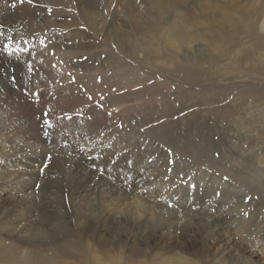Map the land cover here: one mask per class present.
I'll use <instances>...</instances> for the list:
<instances>
[{
    "label": "rangeland",
    "instance_id": "obj_1",
    "mask_svg": "<svg viewBox=\"0 0 264 264\" xmlns=\"http://www.w3.org/2000/svg\"><path fill=\"white\" fill-rule=\"evenodd\" d=\"M236 1L0 0V249L16 264L55 249L101 264H264V0H243L250 12L231 11L228 28ZM170 30L186 35L177 54L160 41ZM6 43L32 45L37 72ZM12 76L26 79L6 89ZM200 126L211 153L189 132ZM151 208L162 218L144 229Z\"/></svg>",
    "mask_w": 264,
    "mask_h": 264
},
{
    "label": "bare ground",
    "instance_id": "obj_2",
    "mask_svg": "<svg viewBox=\"0 0 264 264\" xmlns=\"http://www.w3.org/2000/svg\"><path fill=\"white\" fill-rule=\"evenodd\" d=\"M169 1H172V0H169ZM184 1V0H183ZM189 0H187V2H188ZM251 1V0H250ZM253 1V0H252ZM259 1H261V0H259ZM256 2V1H255ZM262 2V1H261ZM247 3V2H246ZM243 0H237L236 1V3L234 4V7H232V8H230V9H228V12H227V14L225 15V12H224V16L225 17H222L224 20H225V18H226V22H227V24H228V28H235V27H237V25H238V20H236L235 18H233L232 16H231V11H233V10H235V11H238V12H240L241 10H245V11H247V12H250L249 10H251V8L249 9V5H247ZM173 4H175V3H173ZM249 4V3H248ZM176 5V4H175ZM254 6V5H253ZM253 9V8H252ZM176 11L178 10V9H175ZM258 10V9H257ZM260 10H261V8H260ZM263 10V9H262ZM261 10V11H262ZM164 11V10H163ZM160 12V11H159ZM95 13H94V15H93V21H95ZM10 20V19H9ZM154 20V19H153ZM153 22V21H152ZM8 24H10V23H8ZM163 29V28H162ZM260 29V28H259ZM160 31V30H159ZM257 31H258V29H257ZM174 31H171L170 30V32H167V34H164V36L162 35V37L160 38L161 40L160 41H162L163 42V47H164V49L165 50H167V51H170V52H173V53H175V54H177L178 53V51L175 49V44H176V42L177 43H179V42H181V43H183V44H186L187 43V40H186V35L184 34L182 37H181V35H179V37L178 36H176V33L174 32ZM257 34L259 35L258 36V43H259V45H260V48L261 49H264V35H262V34H260L259 32H257ZM13 38V37H12ZM11 38V39H12ZM170 38V39H169ZM219 40H220V42H224V39L223 38H219ZM218 40V41H219ZM172 41H173V43H172ZM159 44V43H158ZM148 48V47H147ZM152 49V48H151ZM223 55V54H222ZM223 56H225V58L224 59H227V62H228V60L231 62V64H232V66L235 68V70L236 71H238V70H242V65H243V62L241 63L240 61H238V62H233V59H232V56H231V54L229 53V52H227V51H225L224 52V55ZM261 58H263V64H264V56L263 57H261ZM166 62V61H165ZM229 63V62H228ZM227 63V64H228ZM223 64H225L224 62H223ZM223 64H221V65H223ZM227 64H225V66L227 65ZM259 66H261V65H259ZM232 68V67H231ZM230 69V68H229ZM22 72V71H21ZM198 72V71H197ZM240 71H238L237 73H239ZM195 73H196V71H195ZM248 76H249V74H247ZM190 76V75H189ZM194 76V75H193ZM263 78H264V76H262ZM22 78H23V76H21V77H19L18 79H16V83L15 84H11V80H10V82L8 81V79L7 78H2L1 79V85H4V87L6 88V89H9L11 86H15L16 88H18L20 85H21V81H24L25 79H26V76H24V80H22ZM196 81V80H195ZM15 89V88H14ZM5 90V89H4ZM8 91V90H7ZM7 93V92H6ZM250 97V96H249ZM213 127V126H212ZM190 129H192V128H190ZM205 130H207V128L206 127H203V126H200V127H197V128H195V130L194 129H192L191 131H189V132H193L192 134H194V135H196V138H197V142L198 143H202V145H203V151H205V152H208V151H206L205 149H204V147H206V146H213V147H216L218 144H216L215 142H217V141H215V142H213L212 140H210V138H211V136H210V133H211V131H207V133H206V131ZM192 134H191V136H192ZM190 135V134H189ZM190 138V137H189ZM205 141H209L210 143H208L207 145H205L206 143H205ZM189 142V141H188ZM220 142V141H219ZM190 145V144H189ZM193 145V144H192ZM205 145V146H204ZM182 146H184V145H182ZM186 147V146H185ZM190 147V146H189ZM193 148H194V150H195V148H197V147H194V145L192 146ZM201 148V147H200ZM200 148H199V150H200ZM181 149H182V147H181ZM189 149H191V147L189 148ZM198 149V148H197ZM183 151V150H182ZM185 151V150H184ZM187 151V150H186ZM202 151V150H201ZM201 151H199V152H201ZM196 151H194V153H195ZM177 153V152H176ZM185 153V152H184ZM187 153V152H186ZM194 153L193 154H191V155H194ZM208 153H211V152H208ZM201 154H203V152L201 153ZM187 155V154H186ZM207 156V155H206ZM209 156V155H208ZM193 157V156H192ZM263 157H264V155H263ZM152 165L154 166V164L152 163ZM150 167H151V165H150ZM20 176V175H19ZM171 190V189H170ZM178 191V190H177ZM176 191V192H177ZM173 191L171 190L170 191V193H169V195L167 196L166 195V197H165V199H167V200H169V199H171L172 201H174V199L176 198L175 196H176V192H173ZM143 194V192L141 191V193H140V195H142ZM96 195V194H95ZM99 195H102V194H99ZM226 195H232V192H226ZM56 196V195H55ZM179 196V195H178ZM47 197V196H46ZM52 197V196H51ZM95 197H97V196H95ZM36 200V199H35ZM94 200V199H93ZM96 200V199H95ZM98 200V199H97ZM96 200V201H97ZM72 201H73V203L75 204V202H77L78 200H77V197H72ZM92 201V200H91ZM54 204V203H53ZM100 204V203H99ZM55 205V204H54ZM114 205L115 206H117V207H115L113 210L115 211V212H118V214H119V217H118V219L116 220L117 222L116 223H118L120 220H121V215H120V211H122L125 215H127V213H128V211L124 208V206H123V198L121 197V196H118L117 197V199H116V202H114ZM61 206V205H60ZM106 206V205H105ZM104 206V207H105ZM54 208V207H53ZM87 208V210L88 211H91L92 210V207H89V205L86 207ZM97 209V208H96ZM106 209L107 210H109V207H108V205L106 206ZM31 210V209H30ZM78 210V209H77ZM106 210V211H107ZM150 211L152 212L151 214H150V216H149V218H148V224L149 225H145V226H143L144 227V229H146L147 228V226H151L153 223H156V220L157 219H161L162 218V214L161 213H157V210H155V208H151L150 209ZM160 211V210H159ZM163 211H164V217L167 219V217L169 216V212L167 211V209L166 208H164L163 209ZM62 212V211H61ZM93 213V212H92ZM108 213V212H107ZM131 213H133L134 215L135 214H137L138 213V211L137 210H133ZM110 214V213H109ZM108 214V215H109ZM112 216V215H111ZM123 216V215H122ZM60 217H62V215L60 216ZM85 217V216H84ZM88 217V216H87ZM141 217H143V214L141 215ZM157 218V219H156ZM89 220H91L90 218H89ZM137 221V220H136ZM114 222V221H113ZM84 223V222H83ZM219 236V235H218ZM220 246V245H219ZM9 247H11V246H9ZM8 247V248H9ZM14 248V247H13ZM21 249V248H20ZM86 249V248H85ZM89 249V248H88ZM9 250H13V249H9ZM16 250V249H15ZM39 250V249H38ZM230 250V249H229ZM11 251L9 252L8 250H1L0 249V264H16V254L14 255L13 253H11ZM17 251V250H16ZM88 251V250H87ZM13 252V251H12ZM16 253V252H15ZM25 253V252H24ZM39 253H40V251H39ZM44 253V252H43ZM43 253H41V254H39V255H37V256H33V257H35V258H33V257H31V260H33V262H34V264H101L100 262H99V257L97 256V255H93L94 256V258L95 259H93V262L91 263V260H90V258L88 257V256H85V255H83L82 254V252L80 253V252H76V254H75V251H72V252H70L69 254H67V257L65 258L64 257V255L65 254H63V252L60 250V249H55L51 254H49L48 256H46V254L44 255ZM50 253V252H49ZM27 255V254H26ZM66 259H68V260H66ZM19 261V260H18ZM101 261V260H100ZM161 261H162V259H161ZM163 264H193V262L190 260L189 261V259H184L183 257H176V258H172V260H164L163 262H162ZM219 264H224L223 262H220Z\"/></svg>",
    "mask_w": 264,
    "mask_h": 264
},
{
    "label": "snow or ice",
    "instance_id": "obj_3",
    "mask_svg": "<svg viewBox=\"0 0 264 264\" xmlns=\"http://www.w3.org/2000/svg\"><path fill=\"white\" fill-rule=\"evenodd\" d=\"M40 46H41L42 48H47L48 45H47L46 40H45V41H41ZM32 48H33L32 45H29V46H27V47H25V48H23V49L20 48V47L12 48L11 43H6V44L3 46V54L6 55V56H8L9 58H13V57L19 56V54H20L21 52H27V53H30V55H31V59H29V60L27 61V65H26V67H27V71H28V73H29V74H33V73H36V72H37V68H36V67L33 65V63H32V59H34V58L36 57V53H35L34 51H32ZM40 62L42 63L43 61H40ZM11 71L14 72L15 69L12 68ZM11 82H12L13 84L16 83V77H15V76H12V78H11ZM25 95H31L32 97H34V99H33V103H37V104L39 103V97H40V91H39V90H36V91L30 93V92L28 91V89L25 88ZM89 99H91V97H89ZM98 107H102V105H98ZM109 116H111V113H109ZM68 118L70 119V117H68ZM55 127H56V125H55L54 122H53V118H52V113H51V111H46V112H44V113H43V128L46 129V130L44 131V133H43L44 136H45V137H48V136L51 134L52 130H54ZM120 127H123V126L120 125ZM64 147H68L67 142H65ZM80 150H81V151H84L83 148H81ZM101 158H102L101 155H97V156H94V157H90V159H93V160H99V159H101ZM49 159H50V157H49ZM170 163H171V161H170ZM44 167H47V164H45ZM99 170H100L101 172L104 171L103 168H101V169H99ZM192 187L194 188L195 186L193 185Z\"/></svg>",
    "mask_w": 264,
    "mask_h": 264
}]
</instances>
